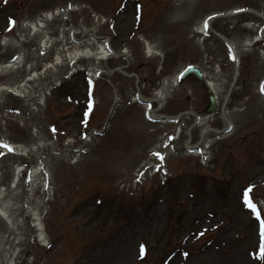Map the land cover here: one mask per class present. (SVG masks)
Masks as SVG:
<instances>
[{
    "label": "rangeland",
    "instance_id": "obj_1",
    "mask_svg": "<svg viewBox=\"0 0 264 264\" xmlns=\"http://www.w3.org/2000/svg\"><path fill=\"white\" fill-rule=\"evenodd\" d=\"M240 9L264 15V0H0V264H264V38L246 46L263 19L212 24L240 55L229 134L206 114L204 82L174 83L195 65L224 104L232 51L194 28ZM138 93L182 121L150 123ZM177 125V148L164 147ZM189 145H210V162ZM159 148L164 170L143 180Z\"/></svg>",
    "mask_w": 264,
    "mask_h": 264
},
{
    "label": "bare ground",
    "instance_id": "obj_2",
    "mask_svg": "<svg viewBox=\"0 0 264 264\" xmlns=\"http://www.w3.org/2000/svg\"><path fill=\"white\" fill-rule=\"evenodd\" d=\"M48 19V18H47ZM205 21V20H204ZM204 21H202L201 22V24H198V25H196V27L194 28V30H195V32H197V33H200V34H205V24H204ZM36 27H38V26H36ZM202 41V40H201ZM47 43V42H46ZM251 45V42L250 41H248L247 43H246V46H250ZM148 51H149V53H151L152 55H154V54H157V52H155V51H153V50H151L150 49V47H148ZM21 62L17 59V61H15L14 62V64H12V65H9V66H6L5 68H4V71L5 70H7V69H14L18 64H20ZM175 81L176 80H174V83H175ZM209 84V86L214 90V92L216 93V87H215V85L214 84H212V83H208ZM217 94V93H216ZM205 118H202L201 119V122L204 120ZM3 207H0V214L3 216L4 215V209H2ZM203 222H204V220H199L198 222H197V224H196V231H198L201 227H202V225H203ZM19 250V253H20V251H21V249H19V248H16V251H18ZM15 251V252H16ZM15 253H12L11 254V257H10V259H9V261H8V263L7 264H15V262L14 261H12L13 260V255H14ZM178 259H179V256L177 255V254H175L174 256H172L169 260H168V262L166 263V264H176V262H178Z\"/></svg>",
    "mask_w": 264,
    "mask_h": 264
},
{
    "label": "snow or ice",
    "instance_id": "obj_3",
    "mask_svg": "<svg viewBox=\"0 0 264 264\" xmlns=\"http://www.w3.org/2000/svg\"><path fill=\"white\" fill-rule=\"evenodd\" d=\"M207 27H208V24H207V21H206L205 22V28H207ZM233 59H235V56H233ZM261 91H264V86H262ZM3 147H9V146L8 145H3ZM9 151H12V149L9 148ZM154 155H156L157 157L163 158V157L160 156L159 152L154 153ZM246 203H247V206L251 209V211L256 215V218L258 220H260L261 219L260 210L258 209L257 205L255 203H253L250 199L247 200ZM261 223H262V225H264V220H262ZM144 251H145V248L142 245L141 249H140L141 254H143ZM262 258H264V256H262Z\"/></svg>",
    "mask_w": 264,
    "mask_h": 264
},
{
    "label": "water",
    "instance_id": "obj_4",
    "mask_svg": "<svg viewBox=\"0 0 264 264\" xmlns=\"http://www.w3.org/2000/svg\"><path fill=\"white\" fill-rule=\"evenodd\" d=\"M193 73L195 74L199 79H202L203 75L201 74V72L198 69L195 68H188L187 72L183 74V76H185L186 74H190ZM235 86V83L233 85V88ZM209 93L211 94V105L209 107V109L207 110L208 112H215L217 109V103H216V99L215 97L212 95L211 90H209Z\"/></svg>",
    "mask_w": 264,
    "mask_h": 264
}]
</instances>
